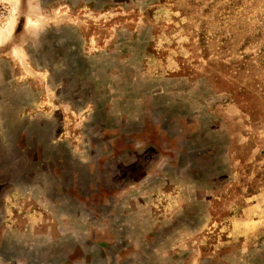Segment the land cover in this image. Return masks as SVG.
<instances>
[{"label":"rangeland","instance_id":"374dc122","mask_svg":"<svg viewBox=\"0 0 264 264\" xmlns=\"http://www.w3.org/2000/svg\"><path fill=\"white\" fill-rule=\"evenodd\" d=\"M0 264H264V0H0Z\"/></svg>","mask_w":264,"mask_h":264},{"label":"crops","instance_id":"0c3cea01","mask_svg":"<svg viewBox=\"0 0 264 264\" xmlns=\"http://www.w3.org/2000/svg\"><path fill=\"white\" fill-rule=\"evenodd\" d=\"M103 143L106 144V145L108 146V152L110 153V155L117 154V152L114 150V148H110V147H109V142H108L107 139H104V140H103ZM140 151H142V150H140ZM108 152H107V153H108ZM124 152H125V151H124ZM124 152H121V153H120V156H119V154H118V156H116L117 160L114 161L115 163L119 162L121 156L125 154ZM109 153H108V154H109ZM134 160H135V159H134Z\"/></svg>","mask_w":264,"mask_h":264},{"label":"bare ground","instance_id":"6f19581e","mask_svg":"<svg viewBox=\"0 0 264 264\" xmlns=\"http://www.w3.org/2000/svg\"><path fill=\"white\" fill-rule=\"evenodd\" d=\"M10 23H11V21L8 22L7 25L5 26V28L3 29L2 37L3 36H6L7 34H9V32H10V26H11Z\"/></svg>","mask_w":264,"mask_h":264}]
</instances>
